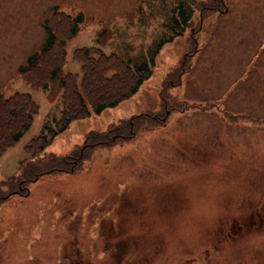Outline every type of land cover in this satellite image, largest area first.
Here are the masks:
<instances>
[{
	"label": "rangeland",
	"instance_id": "1",
	"mask_svg": "<svg viewBox=\"0 0 264 264\" xmlns=\"http://www.w3.org/2000/svg\"><path fill=\"white\" fill-rule=\"evenodd\" d=\"M219 1L199 12L195 0H0V96L27 95L36 107L0 153V193L13 174L56 166L51 154L84 157L0 199V264H264V0ZM179 2L190 18L137 90L38 148L58 128L60 78L80 77V50L146 59ZM75 13L60 71L29 86L17 70L43 23ZM163 101L175 110L159 123L142 129L151 119L141 116L129 138L88 150V133L139 112L161 116Z\"/></svg>",
	"mask_w": 264,
	"mask_h": 264
},
{
	"label": "trees",
	"instance_id": "2",
	"mask_svg": "<svg viewBox=\"0 0 264 264\" xmlns=\"http://www.w3.org/2000/svg\"><path fill=\"white\" fill-rule=\"evenodd\" d=\"M202 1L195 0V8L199 12L208 8L207 5H202ZM205 1L212 3L217 1L220 4L219 0ZM187 6L183 2L175 4V7L172 8L173 12H170L168 15L167 26L169 34L165 37H160L152 45V50L146 59L131 60L129 58H121L113 53L104 54L99 50L96 51L95 49L91 50L83 47L80 50V58L77 60L80 70L78 81L72 75L60 78L62 92L60 96L61 109L57 123L58 128L48 134L49 136L46 135L44 137V135H39L37 137V142H39L38 148L42 149L51 139V135L63 130L72 120L85 118L89 114H97L105 108L115 106L133 94L141 82L150 75L153 56L161 45L171 41L173 37L181 35L191 14V9ZM81 21L82 15L75 13L72 16L55 17L50 22L45 21L43 23L44 37L38 49L29 53L25 57L23 64L18 66L17 71L19 76L25 83L29 86L38 83L40 88H45L46 80H53L56 77L63 64L65 55L64 44L66 40L70 39L78 31V24ZM162 103V109L166 112H162L161 116L139 112L129 116L127 119L112 123L104 130L88 133L85 135L88 141V150L98 145H113L116 139L124 140L129 138L131 136L130 129L132 130V126L138 123V118L141 116L151 119V122H146L147 124L142 123V129H148L144 126L159 123V117L163 116L162 118H165L167 112L175 110V106L170 105L172 103L168 105L165 101ZM190 105H194L200 109L206 108L197 104ZM35 111L36 107L31 103L27 95L20 96V94L15 93V95L9 97L0 96V153L4 147L15 142L29 127ZM84 146L86 145L82 144L79 147L81 148V152ZM70 157H74L76 161L73 163L69 160ZM49 158L54 163H57V165L50 166L45 170L32 171L30 175H26L25 173L23 175L13 174L7 180L1 181V186L3 184L5 186L12 184L13 188L8 189L7 193L1 192L0 199L5 198V196L11 193L26 194V187L22 183H27L42 173L73 171L84 157L78 155V150H76V152L73 151L68 155L56 156L51 154ZM33 162L38 163V158L33 159ZM31 167L33 166L30 164L28 170H31ZM18 176L21 179L19 178L15 181V178Z\"/></svg>",
	"mask_w": 264,
	"mask_h": 264
},
{
	"label": "flooded vegetation",
	"instance_id": "3",
	"mask_svg": "<svg viewBox=\"0 0 264 264\" xmlns=\"http://www.w3.org/2000/svg\"><path fill=\"white\" fill-rule=\"evenodd\" d=\"M184 56H185V54H184ZM257 217H258V222L260 223L261 221H260V217H259V215H257ZM261 224V223H260ZM262 225V224H261ZM241 226H243V224H239L238 225V227H241ZM260 226V225H259ZM263 227H264V225H262Z\"/></svg>",
	"mask_w": 264,
	"mask_h": 264
}]
</instances>
